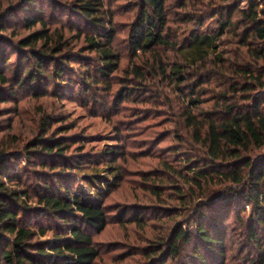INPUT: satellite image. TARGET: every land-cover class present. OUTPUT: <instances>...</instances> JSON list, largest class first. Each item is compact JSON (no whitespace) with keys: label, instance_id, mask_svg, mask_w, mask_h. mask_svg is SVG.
Instances as JSON below:
<instances>
[{"label":"trees","instance_id":"trees-1","mask_svg":"<svg viewBox=\"0 0 264 264\" xmlns=\"http://www.w3.org/2000/svg\"><path fill=\"white\" fill-rule=\"evenodd\" d=\"M38 1L20 0L15 4L14 8L25 12V26L32 30L16 42L5 33L6 15L14 9L0 12V96H15L19 90L36 97L44 95L47 86L64 76L65 63L71 60L63 36L51 32L43 7H37ZM188 1L179 0L182 7ZM168 3L169 0H139L138 14L128 37L135 56L138 51L155 53L159 47L174 46L168 34ZM67 6L94 29L93 34L84 32L87 47L98 56L100 74L110 76L118 66L119 54L112 46L115 28L105 1L71 0ZM211 17L218 18L219 29L212 34L193 35L186 49L192 62L205 64L211 56L222 62L218 41L231 30L246 48V59L232 67L234 79L228 93L221 95L223 102L203 110L200 109L203 101L190 95L181 114L193 142L204 151L202 157L191 159V164L186 165L191 188L203 192L201 195L190 192L197 207L195 236L208 255L224 264L229 220L233 218L250 249L246 252L248 264H264V0H247L244 7L236 0H222ZM204 20L199 18L198 26L202 27ZM38 25L40 28L33 29ZM8 47L18 54L16 60ZM156 64L166 77L172 74L179 84L187 82L183 65L174 64L169 73L158 55ZM134 68L136 78L144 77L138 66ZM199 77L201 86L205 79L203 75ZM136 89L122 87L117 100L124 101ZM191 93L198 91L194 88ZM45 125L44 130L50 127L48 123ZM67 149L63 138L45 136L24 147L28 160L36 154L56 159L43 163L45 168L56 170L64 164L63 171H55L57 183L50 182L44 171L36 170L35 185L28 184L10 166L13 156L19 153L0 151V264H93L99 256L93 233L101 232L111 222L107 198L122 180L117 164L120 151L116 147L106 152L111 157L103 174L91 160L85 163L84 158H69ZM58 160L63 164L56 163ZM86 166L91 171L81 173ZM174 171L186 177L181 170ZM78 180L80 183L74 188L72 182ZM206 184L220 187L215 195L209 196L204 192ZM138 214L133 221H140ZM36 215L59 223L55 227L45 226L34 219ZM50 231L51 239L38 238ZM188 236V230L181 229L172 250L177 251L180 240ZM197 259L199 264H209L206 254L199 253Z\"/></svg>","mask_w":264,"mask_h":264},{"label":"rangeland","instance_id":"rangeland-1","mask_svg":"<svg viewBox=\"0 0 264 264\" xmlns=\"http://www.w3.org/2000/svg\"><path fill=\"white\" fill-rule=\"evenodd\" d=\"M19 1L0 0V12L14 9L9 10L5 21V33L13 42L32 31L25 26V12L14 8ZM70 1L37 3V7H43L51 32L63 36L71 60L65 63L64 76L47 86L44 95L36 97L19 90L15 96H0V151L19 153L13 156L10 166L28 184L35 185L36 170L44 171L50 182L57 183L55 171L64 168L61 160L56 163L63 166L56 170L45 168L43 163L56 160L47 155L26 158L24 147L38 137L63 138L69 158H84L85 163L91 160L103 174L111 157L106 152L119 148L117 164L122 180L107 198L111 222L101 232L93 233L100 252L93 264H199V253L206 254L209 264H219L195 236L197 207L190 192H203L191 188L186 165L191 164V159L202 157L204 151L193 142L181 114L190 95L203 101V110L223 102L221 95L228 93L234 79L232 67L246 59V48L240 45L239 35L233 30L218 41L222 62L211 56L205 64L196 65L188 55L186 49L194 34H212L219 29L218 18L211 15L222 0H189L184 7L179 0H169L168 34L174 46L159 47L155 53L138 51L137 56L130 51L128 37L138 14L139 0H104L115 28L112 46L119 54L118 66L108 77L100 74L98 56L87 47L85 33L93 34L94 29L69 9ZM236 1L240 7L247 2ZM201 17L205 18L202 27L198 26ZM37 28L40 26L33 29ZM8 51L13 60L18 58L13 47H8ZM157 55L168 72L174 64L183 65L187 82L179 84L172 74L166 77L156 64ZM136 66L144 77L136 78L133 74ZM200 75L205 79L201 86ZM124 86L138 89L119 102L118 94ZM194 88L198 94L191 93ZM46 123L50 127L44 130ZM91 169L83 167L81 173ZM175 169L186 177L178 175ZM72 183L75 188L80 182ZM219 187L206 184L204 192L213 196ZM137 213L140 221H133ZM34 219L45 226L55 227L59 223L37 215ZM233 221L229 220L224 264H248L246 252L250 249L239 224ZM181 229L188 230L189 236L180 240L178 250L173 251L171 246ZM52 235L50 231L38 238L51 239Z\"/></svg>","mask_w":264,"mask_h":264}]
</instances>
